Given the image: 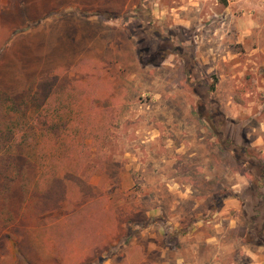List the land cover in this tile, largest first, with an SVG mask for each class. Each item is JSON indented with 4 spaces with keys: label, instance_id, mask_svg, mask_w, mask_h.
<instances>
[{
    "label": "rangeland",
    "instance_id": "374dc122",
    "mask_svg": "<svg viewBox=\"0 0 264 264\" xmlns=\"http://www.w3.org/2000/svg\"><path fill=\"white\" fill-rule=\"evenodd\" d=\"M103 261L264 264V0H0V264Z\"/></svg>",
    "mask_w": 264,
    "mask_h": 264
},
{
    "label": "trees",
    "instance_id": "16d2710c",
    "mask_svg": "<svg viewBox=\"0 0 264 264\" xmlns=\"http://www.w3.org/2000/svg\"><path fill=\"white\" fill-rule=\"evenodd\" d=\"M99 109L98 108H94L91 112H92V115L93 116H95V117H97V115H99V111H98ZM72 115V114H71ZM72 122V121H71ZM70 134H71V136H72V139H74V135L76 136L77 135V132H76V130H74L73 128H70ZM71 139V140H72ZM72 143H71V145H73V146H81L82 144H78V143H76L75 142V140H73V141H71ZM73 156V155H72ZM72 156H70V158H64L65 160H66V163H70V165H75L76 166V163H77V161L76 160H71L73 157ZM72 161V162H71ZM94 163V162H93ZM87 165V164H86ZM73 173H77V172H73ZM51 175V174H50ZM260 238H261V236H260ZM262 239V238H261ZM262 242V241H261Z\"/></svg>",
    "mask_w": 264,
    "mask_h": 264
},
{
    "label": "crops",
    "instance_id": "0c3cea01",
    "mask_svg": "<svg viewBox=\"0 0 264 264\" xmlns=\"http://www.w3.org/2000/svg\"><path fill=\"white\" fill-rule=\"evenodd\" d=\"M106 261H103L101 264H105Z\"/></svg>",
    "mask_w": 264,
    "mask_h": 264
}]
</instances>
